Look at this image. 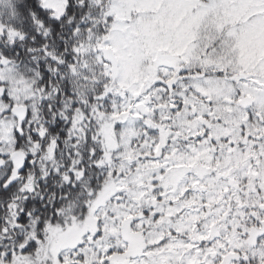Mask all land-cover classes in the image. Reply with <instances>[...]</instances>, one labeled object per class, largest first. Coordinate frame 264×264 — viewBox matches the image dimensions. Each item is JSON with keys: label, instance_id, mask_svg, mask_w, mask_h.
<instances>
[{"label": "snow or ice", "instance_id": "obj_1", "mask_svg": "<svg viewBox=\"0 0 264 264\" xmlns=\"http://www.w3.org/2000/svg\"><path fill=\"white\" fill-rule=\"evenodd\" d=\"M0 264H264V0H0Z\"/></svg>", "mask_w": 264, "mask_h": 264}]
</instances>
